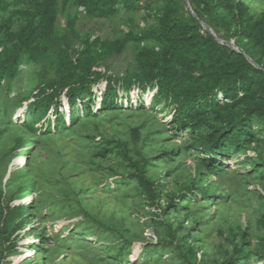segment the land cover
<instances>
[{
  "label": "trees",
  "instance_id": "1",
  "mask_svg": "<svg viewBox=\"0 0 264 264\" xmlns=\"http://www.w3.org/2000/svg\"><path fill=\"white\" fill-rule=\"evenodd\" d=\"M162 2L161 8H155ZM189 2L203 6L214 25L236 39L238 51L221 43L218 32L212 34L201 21H182L177 0H0V88L6 87L3 122L12 121L10 110L20 104L24 78L34 66L37 86L24 107L16 110L23 112L21 123L30 135L58 140L74 132L82 117L98 120L102 113H139L161 105L172 117L169 130L174 137H182L185 129L200 131L193 146L201 145L207 172H226L225 153L254 140L252 121L264 128V11L258 13L244 0ZM121 11L132 16L125 15L114 40L77 27L82 18L115 19ZM136 14L149 29L138 30ZM130 48L134 50L131 71H108L106 62L126 55ZM138 141L139 134L134 136L135 144ZM36 143L18 138L12 156L20 158L24 152L22 161L27 160ZM106 153L103 150L100 156ZM137 155L139 162L130 158L134 172L128 178L155 213L163 214L167 207H175L176 200L161 207L160 183L147 175L151 163L140 150ZM196 185L197 180L184 186L188 199L211 197L208 189ZM14 198L7 202V193L0 190V260L5 261L34 240L46 241L43 226L32 213V200L15 206ZM240 233L234 234L241 240L235 256L223 264H252L250 252L242 247L248 227ZM257 255L263 261L264 249Z\"/></svg>",
  "mask_w": 264,
  "mask_h": 264
},
{
  "label": "rangeland",
  "instance_id": "2",
  "mask_svg": "<svg viewBox=\"0 0 264 264\" xmlns=\"http://www.w3.org/2000/svg\"><path fill=\"white\" fill-rule=\"evenodd\" d=\"M244 1L258 13L264 11V0L258 4ZM177 3L182 21L197 19L217 31L223 43L235 46L236 39L219 30L203 6L186 0ZM162 5L157 3L155 8ZM125 15L132 16L121 11L115 19L82 18L77 27L83 33L114 40ZM135 18L139 31L149 29L139 15ZM61 19L65 22L63 16ZM107 64L113 74L131 71L134 50L130 48ZM34 70V66L28 68L21 102L10 110L12 121L3 122L6 87L0 88V190L7 193V202L15 197V206L32 200V213L43 226L46 241L34 240L0 264H223L235 256V247L241 244L234 234L247 227L249 235L242 247L250 252L252 264H264L257 255L264 249L261 123L252 121L256 130L252 142L225 153L228 169L219 174L207 172L201 145L193 146L200 131L185 129L182 137H174L169 130L172 117L168 118L161 105L139 113H102L98 120L82 117L74 132L58 140H44L26 132L21 123L23 112H16L37 86ZM18 138L37 141L27 160L22 161L24 152L20 158L12 156ZM103 150L107 153L101 157ZM137 150L151 163L147 175L160 183L161 207L176 200L175 207H167L163 214L155 213L135 181L128 178L134 172L132 163L140 161ZM201 171L204 175L199 176ZM195 180L211 197L188 199L184 186Z\"/></svg>",
  "mask_w": 264,
  "mask_h": 264
},
{
  "label": "water",
  "instance_id": "3",
  "mask_svg": "<svg viewBox=\"0 0 264 264\" xmlns=\"http://www.w3.org/2000/svg\"><path fill=\"white\" fill-rule=\"evenodd\" d=\"M187 3L189 4V0H186ZM202 24H204L203 22H201ZM212 34L213 31L211 30V28L206 27ZM217 38V37H216ZM218 39V38H217ZM219 40V39H218ZM221 43H223V41L220 40ZM230 47H232L234 50L238 51V49L236 47H234L233 45H229ZM249 61L253 62L251 58L247 57Z\"/></svg>",
  "mask_w": 264,
  "mask_h": 264
}]
</instances>
